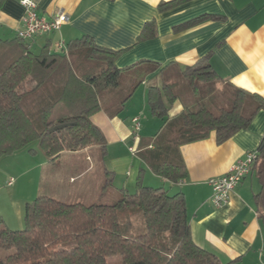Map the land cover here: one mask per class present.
<instances>
[{"label": "trees", "instance_id": "16d2710c", "mask_svg": "<svg viewBox=\"0 0 264 264\" xmlns=\"http://www.w3.org/2000/svg\"><path fill=\"white\" fill-rule=\"evenodd\" d=\"M189 1H161L158 9L166 12ZM5 2L0 0V9ZM223 18L220 14H203L174 30ZM155 37L156 22L150 20L138 42ZM125 51L101 46L89 35L70 41L61 50L49 41L38 53L18 35L0 40V158L33 142L51 161L63 151L92 145H99L105 156V136L92 121L102 109V93L118 88L124 71L131 70L140 77L121 101V110L146 75L160 66L144 61L135 71L134 66L119 68L116 62ZM209 59L206 55L182 72L196 93L200 83L220 79ZM179 97L173 83L164 80L161 85H151L150 113L167 120ZM260 110H264V97L241 88L236 90L230 107L217 111L199 100L195 106H185L167 124L166 133L155 141V149L144 152L143 158L157 175L180 182L188 176L179 152L181 145L206 139L212 132L217 144H223L248 128ZM252 170L261 186L255 201L264 226V137ZM106 173L109 178L105 187L114 177L113 171L106 169ZM123 193L112 204L36 197L26 205L24 229H0V249L13 250L0 258V264H111L109 259L115 256L121 260L114 264H224L194 242L183 192L147 186L140 177L133 191L123 189Z\"/></svg>", "mask_w": 264, "mask_h": 264}, {"label": "crops", "instance_id": "0c3cea01", "mask_svg": "<svg viewBox=\"0 0 264 264\" xmlns=\"http://www.w3.org/2000/svg\"><path fill=\"white\" fill-rule=\"evenodd\" d=\"M34 1L38 13L47 19L61 12L70 17L59 30L27 39L34 52L35 48L41 51L49 41L53 48L61 50L58 44L67 46L70 41L89 35L101 46L126 49L116 62L119 68L134 66L132 71H135L144 61L160 64L156 71L146 75L123 109L118 110V106L116 111L110 110L106 106L110 98H102V109L92 116L105 136L106 155L111 159L108 167L114 172V178L119 171L118 163L126 160L127 145L133 155L129 149L133 142L132 118L138 116L142 124L137 152L133 155L138 160L136 184L141 177L147 186L161 187L170 193L183 192L194 242L214 253L224 264H264V226L255 201L261 188L257 175L252 172L246 176L233 189L230 202L220 208L212 203L213 189L209 183L211 177L228 172L248 152L258 150L264 137V110L257 112L248 128L223 144H217L216 134L212 132L206 139L181 145L179 152L188 176L180 182L157 175L142 155L155 149V141L166 133L167 124L180 115L185 106L197 103V100L189 102L179 97L167 120L150 113L149 87L161 85L164 80L174 84L173 76L166 75L170 70L182 73L186 67L210 55L209 62L220 76L217 80L220 88L231 89L223 103L226 107L232 105L238 88L264 97V0H191L166 12H160L158 5L169 0ZM24 13L20 0H6L0 9V40L17 37L23 27ZM203 14H220L224 18L208 20L179 32L174 30L175 26ZM150 20L156 22V37L138 42L139 34ZM127 71L124 73L134 76L131 70ZM198 99L206 104L211 101L201 94ZM91 147L93 145L78 151H63L59 158L67 156L78 161L86 155L88 160ZM88 170L87 166L79 170L78 177L71 174L69 184L73 188L82 184L84 181L79 179ZM21 176V173L16 176L17 184ZM123 185L120 191L135 189L133 182ZM17 213L21 217V207Z\"/></svg>", "mask_w": 264, "mask_h": 264}, {"label": "rangeland", "instance_id": "374dc122", "mask_svg": "<svg viewBox=\"0 0 264 264\" xmlns=\"http://www.w3.org/2000/svg\"><path fill=\"white\" fill-rule=\"evenodd\" d=\"M34 50L35 52H40V49L35 48ZM168 73L173 76L171 78L174 79L175 90L181 99L189 102L198 101L201 94L206 95L207 99L211 98L208 104L213 105H209L213 110L217 111L220 106L226 107L223 103L231 93V89L228 86L220 88L217 80L200 83L196 93L189 86L183 73H177L172 70L167 72L166 75ZM137 77L135 75L131 77L130 74L124 73L118 88H112L102 93L101 97L103 99L110 98L109 104L106 105L110 110L116 111L118 106L120 107L123 98L140 79V77ZM253 101L254 103L256 102V100ZM247 107L250 108L251 105L248 104ZM130 144L134 145L135 143L131 142ZM31 148L36 151H30ZM88 153L90 155L88 160L86 155H84L78 161H72L67 156L51 161L39 148L38 143L33 142L26 148L0 158V229L4 227H9L13 230L24 229L26 205L40 195H48L65 202H79L78 200H81L87 204H112L123 196L124 193L119 188L124 186V183L128 185L133 182L135 187L138 160L133 156L134 154L132 155L128 151V145L126 160H120L117 176L115 178L112 177V184H107L106 187L105 183L108 182L109 178L106 169L110 170L108 166L111 159L107 158V155H102L99 145H93ZM72 164H75L76 167H72ZM86 166L89 167V170L83 178L79 179V181L83 180L84 182L80 185L77 184L76 188H73L68 182L71 178L70 175L75 174L74 176L78 177L77 172L82 168H86ZM19 173L22 176L17 184L16 176ZM12 176H14V179L11 186L8 182L12 180ZM19 207L22 208L21 217L17 213ZM12 252L13 250L0 249V258ZM120 260V257L115 256L109 259V263L114 264Z\"/></svg>", "mask_w": 264, "mask_h": 264}, {"label": "built area", "instance_id": "2783aa9c", "mask_svg": "<svg viewBox=\"0 0 264 264\" xmlns=\"http://www.w3.org/2000/svg\"><path fill=\"white\" fill-rule=\"evenodd\" d=\"M25 8L22 17L23 27L17 32L22 39H31L46 33L59 30L63 24L70 19L67 13H58L54 18L47 19L38 13V5L34 0H20ZM59 49L66 48L63 43L58 44ZM141 122L138 116L132 118V140L135 143L129 147L130 151L135 155L137 152V144L140 141ZM257 158V151H250L246 157L234 163L228 172L223 175L214 176L209 179L212 186V203L217 207H224L231 200L233 189L249 174L253 172L252 168ZM13 184V179L8 182Z\"/></svg>", "mask_w": 264, "mask_h": 264}, {"label": "water", "instance_id": "95a60500", "mask_svg": "<svg viewBox=\"0 0 264 264\" xmlns=\"http://www.w3.org/2000/svg\"><path fill=\"white\" fill-rule=\"evenodd\" d=\"M63 126H66V125H63ZM60 127H62V126H60ZM55 129H51V131H54Z\"/></svg>", "mask_w": 264, "mask_h": 264}]
</instances>
